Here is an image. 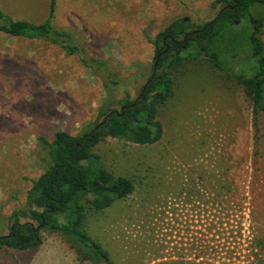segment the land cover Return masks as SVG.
<instances>
[{
	"label": "rangeland",
	"instance_id": "rangeland-1",
	"mask_svg": "<svg viewBox=\"0 0 264 264\" xmlns=\"http://www.w3.org/2000/svg\"><path fill=\"white\" fill-rule=\"evenodd\" d=\"M215 1L56 0L53 24L128 80L135 97L152 69L151 39L176 19H212L222 6ZM0 4L15 19L43 23L51 0ZM252 13L264 15V6ZM220 52V69L201 59L176 79L158 109L159 141L108 137L92 149V165L135 183L129 196L90 211L83 226L113 264H264V116L235 80L255 59L243 42L222 40ZM105 95L103 74L78 55L0 34V235L49 165L40 137L79 133ZM43 238L32 250L0 248V264H94L79 259L80 244L62 231L45 229Z\"/></svg>",
	"mask_w": 264,
	"mask_h": 264
},
{
	"label": "trees",
	"instance_id": "trees-1",
	"mask_svg": "<svg viewBox=\"0 0 264 264\" xmlns=\"http://www.w3.org/2000/svg\"><path fill=\"white\" fill-rule=\"evenodd\" d=\"M214 4L222 6L212 19L202 24L176 19L151 39L156 52L152 69L135 97L128 80L115 74L105 60L87 56L70 32L54 26L56 0H51L50 14L43 23L15 19L0 4V34L49 41L67 54L78 55L85 66L103 74L106 91L95 121L79 133L60 130L52 141L40 137L48 148L49 165L32 180L27 205L11 213L8 232L0 235V248L35 249L43 243V230L53 229L80 244L77 254L81 261L113 264L109 253L83 226L90 211L104 210L129 196L135 183L92 165V149L108 137L142 145L159 141L163 128L158 109L173 97L176 79L189 64L201 59L220 69L222 40L230 45L243 42L255 59L252 71L236 74L235 80L243 87L255 116H264V15L252 13L264 6V0H216ZM245 21L248 26H242ZM117 91L123 94L117 96Z\"/></svg>",
	"mask_w": 264,
	"mask_h": 264
},
{
	"label": "water",
	"instance_id": "water-1",
	"mask_svg": "<svg viewBox=\"0 0 264 264\" xmlns=\"http://www.w3.org/2000/svg\"><path fill=\"white\" fill-rule=\"evenodd\" d=\"M113 112H115V111H113ZM106 121H107V118H105L104 122H106Z\"/></svg>",
	"mask_w": 264,
	"mask_h": 264
}]
</instances>
